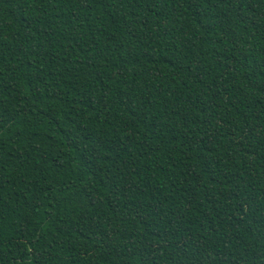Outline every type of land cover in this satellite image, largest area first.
Here are the masks:
<instances>
[{"label": "trees", "instance_id": "trees-1", "mask_svg": "<svg viewBox=\"0 0 264 264\" xmlns=\"http://www.w3.org/2000/svg\"><path fill=\"white\" fill-rule=\"evenodd\" d=\"M0 264H264V0H0Z\"/></svg>", "mask_w": 264, "mask_h": 264}]
</instances>
